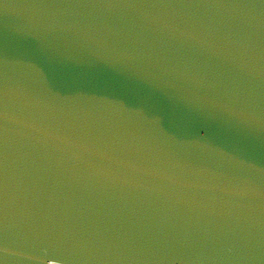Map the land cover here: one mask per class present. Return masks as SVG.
Returning a JSON list of instances; mask_svg holds the SVG:
<instances>
[{"label": "water", "instance_id": "obj_1", "mask_svg": "<svg viewBox=\"0 0 264 264\" xmlns=\"http://www.w3.org/2000/svg\"><path fill=\"white\" fill-rule=\"evenodd\" d=\"M0 206V264H264V0H0Z\"/></svg>", "mask_w": 264, "mask_h": 264}, {"label": "snow or ice", "instance_id": "obj_2", "mask_svg": "<svg viewBox=\"0 0 264 264\" xmlns=\"http://www.w3.org/2000/svg\"><path fill=\"white\" fill-rule=\"evenodd\" d=\"M6 213L4 212V209L2 206H0V222H2L5 219ZM6 242V238H5Z\"/></svg>", "mask_w": 264, "mask_h": 264}]
</instances>
